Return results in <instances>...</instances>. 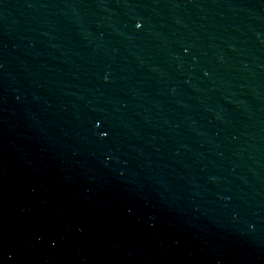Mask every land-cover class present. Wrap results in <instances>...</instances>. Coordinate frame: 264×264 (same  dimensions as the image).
I'll return each instance as SVG.
<instances>
[{"label": "water", "instance_id": "1", "mask_svg": "<svg viewBox=\"0 0 264 264\" xmlns=\"http://www.w3.org/2000/svg\"><path fill=\"white\" fill-rule=\"evenodd\" d=\"M0 264H264V0H0Z\"/></svg>", "mask_w": 264, "mask_h": 264}, {"label": "snow or ice", "instance_id": "2", "mask_svg": "<svg viewBox=\"0 0 264 264\" xmlns=\"http://www.w3.org/2000/svg\"><path fill=\"white\" fill-rule=\"evenodd\" d=\"M134 26H135L136 29H141L143 27V22L142 21H137V22H135ZM104 135L107 136L108 133L105 132Z\"/></svg>", "mask_w": 264, "mask_h": 264}, {"label": "clouds", "instance_id": "3", "mask_svg": "<svg viewBox=\"0 0 264 264\" xmlns=\"http://www.w3.org/2000/svg\"><path fill=\"white\" fill-rule=\"evenodd\" d=\"M207 74V73H206Z\"/></svg>", "mask_w": 264, "mask_h": 264}]
</instances>
